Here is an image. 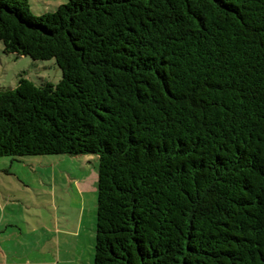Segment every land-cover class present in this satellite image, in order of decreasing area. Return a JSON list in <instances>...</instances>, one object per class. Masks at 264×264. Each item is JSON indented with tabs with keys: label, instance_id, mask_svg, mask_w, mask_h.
<instances>
[{
	"label": "trees",
	"instance_id": "16d2710c",
	"mask_svg": "<svg viewBox=\"0 0 264 264\" xmlns=\"http://www.w3.org/2000/svg\"><path fill=\"white\" fill-rule=\"evenodd\" d=\"M0 157L96 155L93 264H264V0H0Z\"/></svg>",
	"mask_w": 264,
	"mask_h": 264
},
{
	"label": "rangeland",
	"instance_id": "374dc122",
	"mask_svg": "<svg viewBox=\"0 0 264 264\" xmlns=\"http://www.w3.org/2000/svg\"><path fill=\"white\" fill-rule=\"evenodd\" d=\"M27 1L31 13L40 16L54 12L66 0ZM61 77V70L54 59L34 61L28 56L5 54L0 42V91L15 89L20 78L38 86L45 82L56 85ZM26 159L29 163L26 161L12 163L10 157H0L2 210L5 207L2 199L6 197L8 203H12L5 210L13 225L23 226L22 221L33 222L36 219L34 216H37L46 226L51 223L53 225L65 223L72 232L81 226L80 237L74 236L68 241V251L71 253L69 264H93L97 208V156L93 154L59 155L28 157L22 160ZM64 219L67 221L63 222ZM42 235L44 238V234ZM9 248L10 256L16 257L24 250L19 245H10ZM54 253L51 254L46 246L43 252L46 257L44 259L51 255L55 261L57 255Z\"/></svg>",
	"mask_w": 264,
	"mask_h": 264
},
{
	"label": "crops",
	"instance_id": "0c3cea01",
	"mask_svg": "<svg viewBox=\"0 0 264 264\" xmlns=\"http://www.w3.org/2000/svg\"><path fill=\"white\" fill-rule=\"evenodd\" d=\"M24 161L29 163L27 159H20L18 161L11 159L12 163H23ZM5 198L6 197H3L2 199L5 204L3 210L0 201V264H59L60 262L69 264L71 253L68 251V241L74 238V236L80 237L81 226L72 232L65 223H60V225H53L51 223L49 226H46L43 220H41V218L38 219L37 216H34L36 219H34L35 221L33 222L22 221L23 226L18 224L13 225L14 223L8 218L5 210L12 203H8V200ZM66 221L65 219L63 220V222ZM42 234H44V238ZM61 239L63 241L62 244ZM10 245H19L23 247L24 250L18 253L17 257L10 256ZM28 246L30 248H28ZM46 246H48V251L50 250L51 254L55 252L54 254L57 255L55 261L51 258V255H48L47 259H44L46 257H44L45 255H43V252ZM62 253H64V255H62Z\"/></svg>",
	"mask_w": 264,
	"mask_h": 264
}]
</instances>
